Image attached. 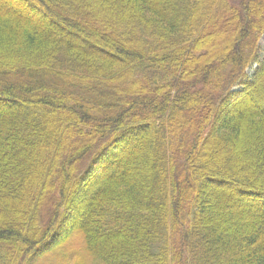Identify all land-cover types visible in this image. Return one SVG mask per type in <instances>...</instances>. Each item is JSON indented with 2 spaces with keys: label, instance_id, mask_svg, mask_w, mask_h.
Returning a JSON list of instances; mask_svg holds the SVG:
<instances>
[{
  "label": "trees",
  "instance_id": "trees-1",
  "mask_svg": "<svg viewBox=\"0 0 264 264\" xmlns=\"http://www.w3.org/2000/svg\"><path fill=\"white\" fill-rule=\"evenodd\" d=\"M262 35L264 0H0V264H264Z\"/></svg>",
  "mask_w": 264,
  "mask_h": 264
},
{
  "label": "rangeland",
  "instance_id": "rangeland-1",
  "mask_svg": "<svg viewBox=\"0 0 264 264\" xmlns=\"http://www.w3.org/2000/svg\"><path fill=\"white\" fill-rule=\"evenodd\" d=\"M230 42H231V37L229 38V35L224 34V37L221 36L220 38H217V40L215 41V47L227 48V47H229ZM259 53H260L261 57H264V35H262L260 40H259ZM71 242L69 244L71 247L67 251H64V254L61 253L62 257L59 258L58 256H54L53 255V256L50 257V259L48 261V264H66V262H65L66 258L64 257L65 254H66V257H69L70 254L73 251H80V249L77 248L75 244H74L75 246L73 245V240ZM80 243H81V246H82V242L81 241H80ZM84 254H85V252L80 254V257H83ZM79 260H81L83 264H85V263L88 264L89 263V259L88 258L85 261L83 259H79ZM42 262H45V261H42ZM43 264H45V263H43Z\"/></svg>",
  "mask_w": 264,
  "mask_h": 264
}]
</instances>
